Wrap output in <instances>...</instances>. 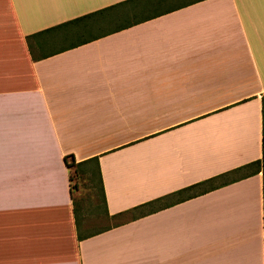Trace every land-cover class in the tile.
Returning <instances> with one entry per match:
<instances>
[{
    "label": "crops",
    "instance_id": "obj_1",
    "mask_svg": "<svg viewBox=\"0 0 264 264\" xmlns=\"http://www.w3.org/2000/svg\"><path fill=\"white\" fill-rule=\"evenodd\" d=\"M122 1L0 0V264H264V164L140 206L264 155V0L143 8L32 58L28 35ZM66 155L98 159L109 222L87 234Z\"/></svg>",
    "mask_w": 264,
    "mask_h": 264
},
{
    "label": "trees",
    "instance_id": "obj_2",
    "mask_svg": "<svg viewBox=\"0 0 264 264\" xmlns=\"http://www.w3.org/2000/svg\"><path fill=\"white\" fill-rule=\"evenodd\" d=\"M161 2L162 0L149 1L147 2L148 6L142 7L141 2L139 0H125L113 4L111 6L99 9L94 13L87 14L83 17L70 19L55 26L28 35L26 37V41L30 53L32 55V58L39 59V58L47 57L56 52H60L67 48L76 46L88 40H92L94 38L107 34L105 32H101L100 30H102L103 29L102 27L106 24L107 26L111 25L112 22L110 23V21H113V26H117L120 29L125 26L136 24L139 21L151 18L153 15L140 16L138 11L142 10L143 8L155 10L160 12L158 14H161L163 12H167L169 10L179 8L181 6H184L183 4H186L184 1L178 0L172 3L173 5H170V7H168V4L162 6ZM117 11H122L124 13L121 15H116L118 21H115L116 19L112 18V16L111 18H109L110 15H113V13ZM262 121H263L262 144H264V94L262 95ZM64 161L68 168L71 166H75L76 169H79L81 166L88 163L94 164L95 175L97 176L99 181L100 197L104 205L105 214L108 216V213L106 211V205H105L103 188H102V180L98 167L97 157H92L85 161L76 162L72 155H66L64 157ZM263 164H264V155L262 154L261 158L256 161H252L243 166L237 167L231 171H227L212 178L192 184L180 190L164 195L160 198H156L154 200L146 202L140 206L149 207L148 211H153L156 209L155 207H153V204L160 202L163 199H167V200L170 199L173 202L175 200H179L180 198L178 197L188 198L194 196L209 188L223 185L231 180H236L244 176L257 173L258 171H262ZM74 217H75L76 225H78V215L75 208V204H74ZM78 237H82V235L80 236L78 234Z\"/></svg>",
    "mask_w": 264,
    "mask_h": 264
},
{
    "label": "rangeland",
    "instance_id": "obj_3",
    "mask_svg": "<svg viewBox=\"0 0 264 264\" xmlns=\"http://www.w3.org/2000/svg\"><path fill=\"white\" fill-rule=\"evenodd\" d=\"M69 185L82 233H89L106 224L108 216L100 197L99 181L94 164H85L79 169L69 167Z\"/></svg>",
    "mask_w": 264,
    "mask_h": 264
}]
</instances>
